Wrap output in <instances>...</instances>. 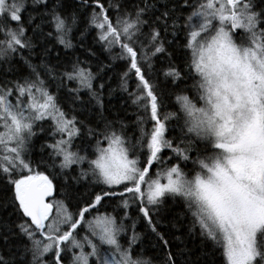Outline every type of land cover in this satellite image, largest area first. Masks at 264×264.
Listing matches in <instances>:
<instances>
[{
    "label": "snow or ice",
    "instance_id": "obj_1",
    "mask_svg": "<svg viewBox=\"0 0 264 264\" xmlns=\"http://www.w3.org/2000/svg\"><path fill=\"white\" fill-rule=\"evenodd\" d=\"M0 264H264V0H0Z\"/></svg>",
    "mask_w": 264,
    "mask_h": 264
},
{
    "label": "trees",
    "instance_id": "obj_2",
    "mask_svg": "<svg viewBox=\"0 0 264 264\" xmlns=\"http://www.w3.org/2000/svg\"><path fill=\"white\" fill-rule=\"evenodd\" d=\"M141 228H142V226L138 224V225H137V230L140 231Z\"/></svg>",
    "mask_w": 264,
    "mask_h": 264
}]
</instances>
